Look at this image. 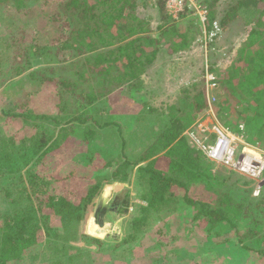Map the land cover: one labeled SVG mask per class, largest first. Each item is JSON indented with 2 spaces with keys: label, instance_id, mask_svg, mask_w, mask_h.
Returning <instances> with one entry per match:
<instances>
[{
  "label": "trees",
  "instance_id": "16d2710c",
  "mask_svg": "<svg viewBox=\"0 0 264 264\" xmlns=\"http://www.w3.org/2000/svg\"><path fill=\"white\" fill-rule=\"evenodd\" d=\"M146 1L0 0V15L5 16H1L0 21H6L4 29L11 31L6 40L0 35V60L10 58L7 47L15 45L24 49L25 54L21 61L17 57L10 58L12 63L0 62V71L4 68L13 81L7 89L0 91V120L6 117L17 119L24 128L32 130L34 136L30 143V136L24 140V149L14 148L12 138L4 140V132L0 129V192L3 191L9 201L7 215L0 218V264L26 261L25 249L37 242L41 243L34 247L36 253L32 257L46 255L49 259L47 264H103L97 251H102L104 246H110L118 239L115 234L109 235L107 238L112 241L107 243V239L84 234L81 227L85 211L93 205L105 183L132 185L130 167L135 169L134 187L138 192L134 191V194L139 202L130 203V190L120 189L119 192L123 193L121 204L114 201L109 207L119 217L129 213L124 220L125 234L121 243L127 241L125 236L138 242L145 240L154 226L166 223L169 213L174 212L178 205L191 211L189 220L196 226L200 221L206 225L210 239L227 228L233 230V237L242 243L238 225L248 214L254 221L245 230L247 235L258 236L256 229L259 227L264 230V198L245 203L250 192L245 187L250 183L243 181L239 186L246 194L239 195L237 201L233 199L234 184H238L240 179L233 184L228 183L229 173L224 177L219 169L200 158L197 150L181 137V133L206 107L204 89L196 91L194 96H186V102L166 109L144 103L132 112L119 109L122 115L137 117L134 126L126 120L103 122L106 109L102 112L97 102L114 97V85H126L129 91L137 90L141 85V76L157 58L160 44L169 47L166 49L171 52H178L186 50L189 41L191 43L195 39L191 32L180 31L179 24L167 16L163 0H158L164 12L163 24L156 27L158 39L152 38L150 23L138 14V8ZM217 2L202 0L207 7V20L203 26L205 35L214 39L237 20L250 30L236 65L220 74H216L212 67L209 70L218 75L216 88L226 94V106L241 105L237 108L242 112L253 111L248 113L249 121L245 126L249 141L264 140L263 132H260L264 128V0H223L219 13ZM4 6L8 12L1 8ZM188 14L186 11L182 18ZM196 19L191 18L193 28L197 30L194 36L199 33L201 37L204 35L203 28ZM175 40L180 43L175 45ZM172 47L173 50L170 49ZM36 49H42L43 56L53 54L58 57V66L54 68L50 64L30 71L29 56ZM138 58L142 60L139 62ZM108 62L111 66L119 63L115 66L116 72H94L95 68L99 69ZM11 67H14L13 71H8ZM41 70L52 73L53 70H76V73L74 78L65 75L51 77ZM28 84L33 88H28ZM45 84L52 86L48 87L47 93L42 88ZM22 91L25 92L22 94ZM34 96L39 100L37 105L29 102ZM47 97L49 104L41 107V101ZM248 97L253 99L249 105V100L246 101ZM193 110L194 114L191 113ZM180 113H191V118L183 120ZM88 127L92 129L90 132L98 133L107 131L108 127L117 130L119 135L116 134L115 140L109 139L112 143L116 141L120 148L116 160L107 159L105 153L101 155L100 146L99 149H91L89 145L86 148L80 145L77 134H82L81 131ZM50 128L52 132L49 133ZM135 131L144 135L142 141L136 145L126 144L123 141L126 135ZM90 138L94 142L100 140L96 136ZM101 141L104 143L102 150H106V139ZM58 152H62L74 165L63 175L66 183H72L73 179L81 182L72 195L57 193L60 183L56 185L55 179L46 181L28 170L34 161L36 166L47 155ZM134 155H137L136 160H131ZM187 165L189 170H186ZM104 170L107 171L105 178L98 180L99 172ZM2 172L15 173L14 181L5 180L7 175H2ZM103 179H106L105 182ZM2 185H5L4 189H1ZM184 235L187 237L188 234ZM260 238L264 239V235ZM151 239L153 247L163 243L170 252L181 256L179 264H185V257L189 255L183 248L185 246L176 242L175 235L165 242H161L159 235ZM262 239H258L256 248L250 250L264 259ZM76 241L85 244L84 247L70 246ZM241 248L244 251L249 249L245 244Z\"/></svg>",
  "mask_w": 264,
  "mask_h": 264
},
{
  "label": "rangeland",
  "instance_id": "374dc122",
  "mask_svg": "<svg viewBox=\"0 0 264 264\" xmlns=\"http://www.w3.org/2000/svg\"><path fill=\"white\" fill-rule=\"evenodd\" d=\"M223 0H218L216 3L217 11L220 12V9L223 8ZM147 2V1H146ZM145 2V5H142L138 8V14L141 19L145 18L150 23V32L151 37L154 39H158V31L156 30V27L160 24H163V13L161 6H157V8L154 7V5L150 6ZM5 12H8L7 7H1ZM2 10V11H3ZM1 12V9H0ZM4 16V15H0ZM187 16H190L189 14ZM187 16H184V18L179 19L178 21H173L179 24L180 31H189L192 33L193 39L189 44L186 50L183 51H173L171 52L169 47H166V45L160 44L158 46V54L157 58L147 67L144 75L141 76V85L138 86L137 90L129 91L127 89V86L124 85L122 87H117V85H114L112 87V91L115 93L114 97H108L104 100V98L97 102V104H100L99 109L102 108V112H104V109H106V113L103 114V122L109 121V122H120L121 120H126L128 123L132 124L133 126L137 123V117H130L126 115H122L118 112V110L123 109L127 111H135L137 110L138 106L141 104H146L150 107L154 108H160V109H166L172 105H178L181 102H186V96H194L196 91L198 92L201 89H204V92L206 91V85H205V75L203 72V67L210 69L211 67L216 72V74H220V72L225 71L229 67H232L236 65L238 62V56L240 55L241 50L244 48L245 44L248 41L249 37V28L246 27L242 21L237 20L233 22L229 27H227V30L225 32L219 33V35L211 39L207 35H203L200 37L199 33L196 36H194L196 33V29L193 28L194 24L191 18L194 16H190L187 18ZM5 17V16H4ZM1 20V19H0ZM5 20V19H4ZM189 20H191L189 22ZM197 22V19L195 20ZM6 21L1 22L0 21V35L4 36V40L10 37V30H5L3 23ZM3 28V29H2ZM108 38V37H107ZM18 39V37H17ZM202 41V42H201ZM180 43V41H177ZM164 43V42H163ZM175 40V45H177ZM0 47H2L0 45ZM4 47V46H3ZM166 50H165V49ZM2 49V48H1ZM8 50L6 52L10 53L11 59L12 58H20V61L24 59V49H21L20 46L15 45V47H7ZM173 50V47L170 48ZM16 50V51H15ZM105 51V50H100ZM15 52V53H12ZM43 50L36 49V52L34 54H30V71L31 70H37L40 68L47 67L48 65H53L54 68L58 66L59 58L54 56L53 54L49 56H43ZM38 54H41L38 56ZM74 54V53H73ZM77 53H75L76 55ZM87 55H93V53H88ZM74 56V55H73ZM78 59H81V56L78 57ZM2 59L0 62H11L12 60ZM27 59H25L26 61ZM142 58H138V61L140 62ZM12 63V62H11ZM6 64H4L6 66ZM117 65L111 66L108 63L103 65L99 69L95 68L94 72H97L99 70H105L109 72H116ZM123 66V64H122ZM121 66V67H122ZM1 68V67H0ZM14 67L9 68L8 71H13ZM7 71V72H8ZM42 73H45L46 75H50L51 77H58L60 75L62 76H71L74 78L76 70H53L52 72L41 70ZM9 74V73H8ZM5 69L3 68L0 71V91H3L7 89L9 85L12 84L13 81L9 79L10 76H8ZM23 76V75H21ZM218 75H215V77ZM85 83L81 84L83 86ZM35 86V85H34ZM52 87L49 84H45L43 86L44 91L49 92V88ZM28 88H33V86L30 87L28 84ZM24 89V88H23ZM53 89V88H52ZM25 90V89H24ZM46 91V93H47ZM25 91H22V94ZM51 92V91H50ZM223 90L215 89L211 91L215 96L216 99V106H215V116L216 118L225 124L230 129H235L238 124H243L246 126L247 122L249 121L248 116H250L248 113L252 114V112H242L237 107H241V105H237V107H232L226 104H224L226 100V94L222 93ZM43 93V92H42ZM44 96V95H43ZM47 96V95H46ZM31 100L29 102L32 103V105L39 104V100L37 99V96L31 97ZM251 97H248L246 99L249 100ZM19 100V99H18ZM253 100V99H252ZM252 100H249L247 102V105H249ZM34 102V103H33ZM53 103V101H51ZM49 104L48 97L44 98L41 101V107ZM253 103V102H252ZM30 104V103H29ZM125 104L124 106H122ZM223 105V106H222ZM40 107V108H41ZM252 109V108H251ZM44 110V109H43ZM205 110V109H204ZM254 110V109H253ZM118 112V113H117ZM204 112V111H203ZM117 113V114H116ZM192 114L195 113V111H191ZM191 113L185 115V113H180L182 119L185 120L186 118H191ZM203 114V113H202ZM202 114H199L198 117H196V120L201 117ZM195 120V121H196ZM195 121L192 123L194 124ZM102 124V123H101ZM191 124V125H192ZM256 124V123H255ZM132 125L131 128L133 127ZM190 125V126H191ZM0 126L1 131L4 132L3 139H9L12 138L11 142L14 143V148H25L24 140H28V136H30V141L34 138L31 131L29 129L24 128V126L19 122V120H12L8 117L2 118L0 120ZM189 126V127H190ZM51 129V128H50ZM34 130V129H33ZM92 129L89 127L81 131L82 134L78 133L77 138H79V141L81 142L80 145L83 146V148H86L88 145L91 149H99L98 146H100L101 155L105 153V156L107 159H117L119 156V149L117 142H110L109 139L115 140L117 130L114 127H108V130H101L102 132H90ZM246 130V128H245ZM79 131V130H77ZM49 133L52 132V129L48 131ZM263 132V139H264V128ZM183 133V132H182ZM181 133V134H182ZM1 134V133H0ZM91 136H96L100 140H95V142L90 138ZM106 136V137H105ZM199 137H203L201 133H199ZM144 138V135L140 134L138 132H133L130 135H126L125 139L123 141L126 142V144H134L136 145L138 142L142 141L141 139ZM106 139V150L104 149V143L101 140ZM258 141V142H257ZM256 142L259 143L262 147H264V140H257ZM106 151V152H105ZM198 153V156L202 158L204 161L207 162L206 159H204L201 152L196 151ZM100 154V152H99ZM136 154V153H134ZM133 155V154H132ZM131 155V156H132ZM137 155H134L131 157V160H136ZM133 162V161H132ZM18 162L16 163V165ZM35 161L31 164V167L29 166L28 170L33 171V174L36 176H39L43 178L44 180L48 181L51 179H55V184L58 185V191L57 193H68V195H72V192H74V189L76 187H80L81 182H77L75 179H73L72 183H66V179L63 176L66 171L73 169V163L68 160L67 157L64 156L62 152H58L55 155H47L45 158L41 160V162L38 163V165H34ZM211 164V163H210ZM178 165V162L176 163ZM132 176V185L130 184H124L121 186L120 183L114 182V183H105L103 185V189L100 191V193L95 198L93 205L88 206L89 208L85 211L84 215V222L81 227V231L84 234H87L92 237L100 238V239H107V243H110L107 238V236L115 234L114 237H117L113 242L112 245L104 246L102 251H97L95 247H92V250H96L98 252V255L100 257V261L103 262V264H179L181 256H177L174 253L170 252L163 243H160L158 247L152 246V238L159 235V238L161 239V242H165V240L170 239L174 235L176 236V242L180 246L183 247L189 256H186V262L185 264H264V259L260 258L258 254L251 251L250 248H256L255 243L258 242L257 240H261L264 235L263 227H260L256 229L257 232H259L258 236H250V234L247 235L246 229L250 228V225L254 220H252L251 216L248 214L245 218V215L243 216V219H241L239 225H238V231L240 236L242 237V243H239L237 241V238L233 237L234 231L230 229H223L219 235H213L214 239H210L208 235H211L208 233L206 225H202V222H197L198 225L196 226L195 223L191 222L189 219L191 217V211H189L186 207L178 205L177 209L174 210V212L169 213L170 217L164 224H159L157 226H154L152 230H150V233L148 237L138 242V240H129L128 237L125 236L126 242L121 243V239L123 238L125 232L123 231L124 226V220L129 215V213L125 217H119L116 216L110 211L109 207L110 204L114 201H118L117 203L121 204L120 199L123 198V193H120V189H129L130 190V203L136 204L139 202L135 198V193L137 194V188L134 187V180L136 178L135 175V169L129 168L131 170ZM128 170V168H127ZM186 170H189L188 165L186 166ZM220 173L225 177L226 173H229L230 175V184H233L232 182H235L237 179H240V182L238 184H234L235 195L233 199L236 201L239 200V195L244 196V192L242 188L239 186L243 181H247L244 177H240L233 172H228L227 170L220 168ZM23 173V170L20 174ZM107 171H100L99 172V179L105 178ZM49 174V175H47ZM2 175H7L6 179L7 181H14V175L12 174H6L2 172ZM50 176V177H49ZM130 179V180H131ZM3 180V178H2ZM106 179H103L104 181ZM128 180V182H130ZM101 181V182H102ZM105 182V181H104ZM1 183V179H0ZM118 183V184H117ZM136 185V181H135ZM248 186L249 190L254 189L253 185L250 183ZM5 185L1 186V189H4ZM248 188V187H245ZM245 191V190H244ZM251 191V192H252ZM250 195V194H249ZM261 198H264V191H261L253 200H250L246 198L245 203L248 201L252 202H258ZM116 199V200H115ZM216 201V198H215ZM9 201L7 200V197L4 195L3 191L0 192V218H4L5 216L1 215H7ZM216 205V203H215ZM213 205V206H215ZM103 206V208H106V211L104 215L102 216L101 212H99V207ZM100 208V209H101ZM129 212H132V206L129 208ZM256 219V218H254ZM101 223L100 225L97 223ZM200 224V225H199ZM261 225V224H258ZM160 230V231H159ZM188 234L187 237L184 235ZM127 234V233H126ZM161 234V236H160ZM179 235V237H178ZM163 236V237H162ZM183 236H185L183 238ZM190 241H189V240ZM264 239H262L263 241ZM41 243V242H40ZM37 242L36 245L40 244ZM71 244V243H70ZM242 244H245V247L249 248L248 250H242ZM32 246L28 249H25V254L27 255L26 261L16 262V261H8L6 264H47L48 263V257L45 255H37V258L32 257L35 255L34 247ZM85 244L79 243V241H76L74 244H71L70 246L75 247H84ZM39 247V246H38ZM155 248V249H154ZM172 248V247H171ZM37 247L35 248V250ZM183 249V250H184ZM71 251L73 248L70 249ZM96 251H94L96 253ZM27 252V253H26ZM72 254V253H71ZM203 256V257H202Z\"/></svg>",
  "mask_w": 264,
  "mask_h": 264
},
{
  "label": "built area",
  "instance_id": "2783aa9c",
  "mask_svg": "<svg viewBox=\"0 0 264 264\" xmlns=\"http://www.w3.org/2000/svg\"><path fill=\"white\" fill-rule=\"evenodd\" d=\"M148 5L159 6L158 0H147ZM167 16L178 21L188 11L190 16L199 20L204 31L207 20V7L202 0H163ZM206 107L199 119L185 129L181 137L204 158L249 180L257 193L264 184V147L252 143L247 138L245 126L238 124L236 130L230 129L215 116V96L210 93L216 89V77L208 67H204ZM199 133L203 137H199Z\"/></svg>",
  "mask_w": 264,
  "mask_h": 264
},
{
  "label": "crops",
  "instance_id": "0c3cea01",
  "mask_svg": "<svg viewBox=\"0 0 264 264\" xmlns=\"http://www.w3.org/2000/svg\"><path fill=\"white\" fill-rule=\"evenodd\" d=\"M188 17H190V16H187V18ZM237 128V127H236ZM187 129V128H186ZM235 130V129H234ZM182 135V134H181ZM248 138V137H247ZM249 139V138H248ZM255 143H257V142H255ZM204 157V156H203ZM205 159V158H204ZM207 162H209V161H207ZM209 163H211V162H209ZM212 165H214L217 169H220V168H222L221 166H218V165H216V164H214V163H211ZM223 169H225V168H223ZM225 170H227V169H225ZM228 171V170H227ZM228 172H230L231 173V171H228ZM235 174V173H234ZM237 175V174H236ZM239 176V175H238ZM241 177V176H240ZM243 178V177H242ZM246 182H249V183H251L249 180H247ZM118 184V183H117ZM121 184V183H120ZM123 185V183L121 184V186ZM249 185V184H248ZM249 187L250 186H248V190H249ZM252 191V189L250 190V192L248 193V196L246 197L247 198V200L248 199H253V198H255L261 191H264V184L262 185V188H261V190L259 191V192H255L254 191V189H253V191ZM250 194V195H249Z\"/></svg>",
  "mask_w": 264,
  "mask_h": 264
},
{
  "label": "water",
  "instance_id": "95a60500",
  "mask_svg": "<svg viewBox=\"0 0 264 264\" xmlns=\"http://www.w3.org/2000/svg\"><path fill=\"white\" fill-rule=\"evenodd\" d=\"M115 200H116V199H115ZM100 208H101V206L98 208V209H99V212H101V214H102L104 211H106V208H105V207L103 208V206H102V208H101V209H100ZM110 208H111V206H110ZM110 208H109V209H110ZM97 223H98L99 225L101 224V223H99L98 221H97Z\"/></svg>",
  "mask_w": 264,
  "mask_h": 264
}]
</instances>
